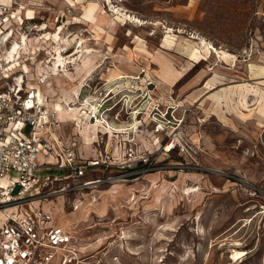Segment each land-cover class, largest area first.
<instances>
[{
	"label": "rangeland",
	"instance_id": "374dc122",
	"mask_svg": "<svg viewBox=\"0 0 264 264\" xmlns=\"http://www.w3.org/2000/svg\"><path fill=\"white\" fill-rule=\"evenodd\" d=\"M7 1L18 18L31 17L25 35L11 27L9 44L29 39V60L11 71L35 75L57 48L63 57L82 50L67 77L50 73L39 95L48 111L69 98L75 112H58L64 134L97 133L111 155L108 169L74 181L50 166L42 193L75 187L30 201L77 237L65 264H264V0ZM116 9L141 24L117 19ZM192 34L217 52L200 50ZM89 103L108 128L87 127L93 112L74 127ZM153 115L163 126L158 133L150 131ZM171 131L181 144L166 152ZM127 139L134 159L147 156L148 170L123 174ZM69 141L59 145L72 142L77 153L80 143ZM106 175L116 180L77 186ZM233 251L244 254L230 259Z\"/></svg>",
	"mask_w": 264,
	"mask_h": 264
},
{
	"label": "built area",
	"instance_id": "2783aa9c",
	"mask_svg": "<svg viewBox=\"0 0 264 264\" xmlns=\"http://www.w3.org/2000/svg\"><path fill=\"white\" fill-rule=\"evenodd\" d=\"M10 7V3L0 0V54L10 45L12 26L18 27L23 35L29 31L26 27L28 19L21 20L15 14V9L10 11ZM0 80V212L3 215L0 218V264H50L54 261L65 264L73 254L69 246L77 241L69 225L41 226L40 223L47 222L48 217L39 211L33 217L28 214L10 216L5 210L75 187L68 182L66 186L42 193L47 177H38V154L56 160L58 167L66 170V177L73 181L93 168L108 169L111 166V155L100 148L101 138L94 141V157L79 156L74 151L72 142L65 147L58 146L50 133V130L58 126V122L54 114L37 101V98H41L40 95L26 89L25 82H22L19 75L7 78L2 75ZM151 122L154 123L151 132L163 130L162 124H157L154 115ZM25 127L28 129L23 132ZM130 141L127 139L126 143L121 144L127 160L124 175L148 170L147 156L140 155L134 159ZM180 144L177 134L171 131L162 148L167 152ZM108 180L116 179L108 175L100 176L82 181L77 186ZM58 251L62 254H56Z\"/></svg>",
	"mask_w": 264,
	"mask_h": 264
},
{
	"label": "bare ground",
	"instance_id": "6f19581e",
	"mask_svg": "<svg viewBox=\"0 0 264 264\" xmlns=\"http://www.w3.org/2000/svg\"><path fill=\"white\" fill-rule=\"evenodd\" d=\"M107 1L106 3L110 6L111 2L110 0H104ZM111 9H114L115 7H110ZM17 9H19V7H17ZM110 9V10H111ZM115 14L117 15V19L119 20H128V21H133L135 22L136 20H134L133 18H131L130 16H127L125 14H121L122 11L120 9H116L114 10ZM111 12V11H110ZM124 12V11H123ZM29 17V16H28ZM127 22V21H126ZM123 23V22H122ZM136 23H140L139 21H136ZM141 24V23H140ZM46 29V26L41 25L40 27H38L35 31L36 32H42ZM181 32V31H180ZM179 33V32H178ZM182 34V33H179ZM45 37V36H44ZM189 39L193 40V42L198 46V48L200 50H210L213 53H216L217 50L214 49L213 46H211L210 43L206 42L205 39H203L202 37L196 35V34H192L189 36ZM29 39L27 37L22 36L21 38H19L17 41L10 43V45L8 47H5L2 50V54H0V73H2L3 77L5 76L6 78L10 75H13L14 73H16L17 75H19V77L22 78V82H27V84L29 85V82H35L38 81V84L40 86H44L47 83V80H49L52 76L54 78H59L60 74L61 76H64L65 78L67 77L68 71H67V65L71 63L70 58H73L74 56L82 53V50H77L75 52H73V54H71L69 57H63L62 54L64 53V50H59L57 48V51H55V54H53L55 57L52 58V63L48 66H45V70H42L39 74H35V78L34 79H28L25 75V73L23 71H18V72H14L11 71L12 67L20 62L21 58L23 59H28L29 58L25 55L26 50H28V46H27V41ZM35 40V39H34ZM38 40V39H37ZM165 47H170V41L168 39H166L165 41ZM81 48V45L78 47ZM85 53H90V51H86ZM196 56H194L195 58ZM197 58V57H196ZM78 65V64H77ZM76 65V67H77ZM90 68V67H89ZM29 71V69H28ZM30 72V71H29ZM78 72V71H77ZM50 73L52 76H50ZM182 74V73H181ZM74 75V74H73ZM48 77H50L48 79ZM52 77V78H53ZM18 78V77H17ZM126 77H122V78H117V79H123ZM166 79V78H165ZM175 80V79H174ZM37 84V83H36ZM35 84V85H36ZM32 84L29 85V89H31L33 92H36L39 96V92L38 89L35 88V86H31ZM31 86V87H30ZM110 94V92L108 93V95ZM107 95V96H108ZM64 100H69V98H64ZM37 101L41 104V98H37ZM64 103V106H61L58 108V111L55 110V108H51V112L54 114L56 122H58V124H60V120H59V116H58V112L64 113L65 115H69V114H73V112H75L74 108H70L69 105L67 106L68 102ZM64 102V101H63ZM86 102V101H85ZM63 105V104H62ZM89 106V109L87 111H82V113H85V116L88 118V116L92 113V115L90 117H94L93 120H91L93 123H95L94 125L88 124L87 127L89 129L92 128L93 131H95L98 127H101L102 125H100L101 123L104 124L105 122L100 121L99 118H97V116L95 115V111L96 108L94 105H91V103L87 104ZM58 106V105H57ZM138 113L135 114V117ZM70 116V115H69ZM71 117L76 120V117H74V115H71ZM134 117V118H135ZM86 125V124H85ZM84 125V126H85ZM107 128L108 125L105 123L104 124ZM135 126V123L133 124ZM132 125V126H133ZM81 126V125H80ZM131 126V127H132ZM133 126V127H134ZM82 127V126H81ZM109 129H111L109 127ZM113 130V129H111ZM115 130V129H114ZM121 130V129H118ZM109 133V132H108ZM189 192H194V190L189 189ZM244 252L243 251H233L230 259H237L239 258L241 255H243ZM244 259V258H243Z\"/></svg>",
	"mask_w": 264,
	"mask_h": 264
},
{
	"label": "crops",
	"instance_id": "0c3cea01",
	"mask_svg": "<svg viewBox=\"0 0 264 264\" xmlns=\"http://www.w3.org/2000/svg\"><path fill=\"white\" fill-rule=\"evenodd\" d=\"M5 2L6 3H10L9 1H7V0H5ZM28 12V11H27ZM24 19H31V17H24ZM223 53V52H222ZM174 54H177L176 52L174 53ZM181 58V57H180ZM183 59V58H182ZM186 60V59H185ZM192 67H193V64L191 63V62H188ZM186 67H187V65H186ZM186 67H183V68H181L182 69V73L184 74V76H185V74L187 73L186 72V70H185V68ZM90 69V68H89ZM42 70H40V69H38V71L37 72H35V74H39L40 72H41ZM188 71H190V69L188 68ZM24 73H25V75H26V77L28 78V79H34L35 78V75L34 74H31V73H29V71L27 70V71H23ZM30 74L29 76H28V73ZM82 73V72H81ZM80 76H81V74H80ZM123 76H125V75H123ZM122 76V77H123ZM120 77V76H119ZM162 77V76H161ZM118 78V77H117ZM162 79V78H161ZM49 80H51V78L49 79ZM31 87V86H30ZM40 85L39 84H36L35 85V88H37L38 89V92L40 93ZM25 88L27 89V88H29V85L27 84V82H25ZM41 98H42V96H41ZM57 101V100H56ZM54 104H55V101H54V103L51 105L53 108H55V106H54ZM55 110H56V108H55ZM57 111V110H56ZM63 115H65L64 113H62ZM62 115V116H63ZM58 116H59V114H58ZM78 119V121H75L73 118H72V120L73 121H75V123H74V127L76 128L77 126H78V124H80L81 122H85L86 121V119H88L86 116H85V113H82V112H80V115H79V118H77ZM64 121H65V123L66 122H69V120H66V119H64ZM90 122H91V120H90ZM71 123V122H70ZM63 123H61L60 122V124L55 128V129H53V133H54V137L52 136V138L55 140V142H56V144L57 145H59V144H61V145H63V144H66L69 140H73V141H75V142H79L80 143V147L78 146V151H77V154L79 155V156H81V157H94V155H95V149H94V147H91V145H92V143H93V141L95 140V138H96V135H97V133H95L94 135L93 134H88V135H79V136H75V138H70L69 136L67 137L65 134H64V132H63V130L61 129V127H60V125H62ZM73 125V124H72ZM78 129V128H77ZM79 130V129H78ZM100 130H103V129H100ZM99 131V130H98ZM97 131V132H98ZM105 131V130H104ZM105 134H106V132H105ZM109 134V133H108ZM109 135H112V134H109ZM77 139V140H76ZM112 140V139H111ZM70 142V141H69ZM144 142V141H143ZM108 144H110L109 143V141L105 144V146L107 147V145ZM104 146V147H105ZM117 150V149H116ZM87 151V152H86ZM87 153V154H86ZM36 162H37V164H38V166H39V169H38V177H39V179H42V178H44V177H46V176H49L48 174L49 173H46V172H48V170L50 169V166H54L53 167V169H56V171H66L63 167H58V165H57V161L56 160H53V159H48V158H46V157H44V156H42L41 154H38L37 155V159H36ZM94 169H96V168H93V170ZM66 175H67V173L63 176V177H66ZM67 178V177H66ZM113 185H115V184H113ZM29 202V201H28ZM24 202V203H22V204H20L19 206H18V208H23L24 209V211L25 212H23V213H21L20 212V210L19 209H17V210H15V208H8V209H6L5 210V212L8 214V215H10V216H13V213H11V212H13V211H16L17 212V215H22V214H28V215H32L33 217H35L34 216V213H36L38 210H36V208H38V206H39V203H37V202ZM29 207V208H28ZM11 211V212H10ZM1 213V212H0ZM1 215H2V213H1ZM2 218H3V215L1 216ZM51 223V221L50 222H42V223H40V225L41 226H50V225H52V224H50ZM62 223H60V224H58V225H61ZM53 225H56V224H53ZM55 263H58V261H54L52 264H55ZM51 264V263H50Z\"/></svg>",
	"mask_w": 264,
	"mask_h": 264
},
{
	"label": "trees",
	"instance_id": "16d2710c",
	"mask_svg": "<svg viewBox=\"0 0 264 264\" xmlns=\"http://www.w3.org/2000/svg\"><path fill=\"white\" fill-rule=\"evenodd\" d=\"M29 22H31V20H26V23H29Z\"/></svg>",
	"mask_w": 264,
	"mask_h": 264
}]
</instances>
